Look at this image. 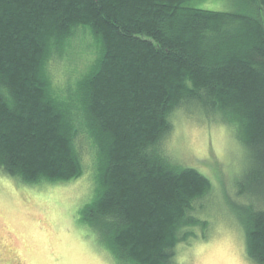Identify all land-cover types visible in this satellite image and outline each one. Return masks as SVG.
Instances as JSON below:
<instances>
[{
	"label": "trees",
	"instance_id": "trees-1",
	"mask_svg": "<svg viewBox=\"0 0 264 264\" xmlns=\"http://www.w3.org/2000/svg\"><path fill=\"white\" fill-rule=\"evenodd\" d=\"M187 1L0 0V172L71 181L89 143L94 187L76 218L114 264H179L178 243L207 228L196 214L211 181L161 146L176 110L229 125L246 179L264 182V0ZM80 43L95 46L87 68L55 83L50 65ZM250 185L238 193L256 195ZM238 221L246 256L264 264V209L250 202Z\"/></svg>",
	"mask_w": 264,
	"mask_h": 264
},
{
	"label": "rangeland",
	"instance_id": "rangeland-1",
	"mask_svg": "<svg viewBox=\"0 0 264 264\" xmlns=\"http://www.w3.org/2000/svg\"><path fill=\"white\" fill-rule=\"evenodd\" d=\"M184 4L239 8L236 0H188ZM86 46L80 43L71 60L50 65L55 83H71L84 72L95 51L94 45ZM171 124L161 141L165 153L177 166L198 170L212 185L197 205L196 215L205 219L207 228L195 227V236L178 243L176 261L254 264L246 256L238 220L250 202L264 209V182L250 185L246 179L250 168L246 149L217 117L178 109ZM81 151L84 173L71 181L26 183L0 172V264H114L88 228L77 222V211L91 198L94 187L93 150L84 142ZM240 185L255 186L257 194H239Z\"/></svg>",
	"mask_w": 264,
	"mask_h": 264
}]
</instances>
